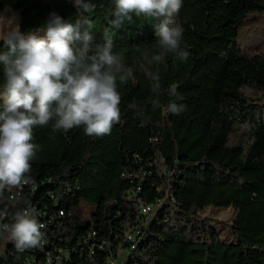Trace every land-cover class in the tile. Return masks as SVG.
I'll return each mask as SVG.
<instances>
[{
  "label": "trees",
  "instance_id": "obj_1",
  "mask_svg": "<svg viewBox=\"0 0 264 264\" xmlns=\"http://www.w3.org/2000/svg\"><path fill=\"white\" fill-rule=\"evenodd\" d=\"M114 7L95 5L83 18L95 42L107 32L113 52L132 69L125 83L117 79L120 122L103 136L86 135L83 126L53 130L54 120L33 127L31 142L39 146L30 160L33 182L22 190L51 217L75 212L57 222L49 240L72 251L95 232L90 245L117 246L138 228L126 264H264V53L245 54L238 44L240 28L264 15V0H183L174 19L190 55L181 61L169 53L160 63L149 60L160 51L155 33L163 18L133 15L112 28ZM7 8L20 13L23 33L41 32L50 13L75 22L82 11L73 0H0V13ZM149 73L160 75L159 106ZM3 84L0 65V90ZM173 84L174 97L167 92ZM171 102L186 110L166 113ZM159 202L149 222L141 210ZM82 203L93 207L89 222L78 214ZM208 208L236 215L228 225L204 216ZM221 231L234 240H223ZM84 249L67 264H106L110 256ZM35 250L17 251L11 243L0 264H26Z\"/></svg>",
  "mask_w": 264,
  "mask_h": 264
},
{
  "label": "clouds",
  "instance_id": "obj_2",
  "mask_svg": "<svg viewBox=\"0 0 264 264\" xmlns=\"http://www.w3.org/2000/svg\"><path fill=\"white\" fill-rule=\"evenodd\" d=\"M73 4L82 10L75 22L53 12L41 32L23 33L17 25L0 37L6 49L0 51L4 77L0 90V232L9 234L17 251L39 247L44 237L45 225L36 210L17 207L23 202V186L33 182L30 160L39 147L31 142L33 127L54 120L53 130L67 132L83 126L89 136L110 134L121 119L117 79L125 83L132 77V69H125L122 56L113 52L115 46L107 32L102 43L95 42L91 22L83 18L95 5L90 0H73ZM114 4L112 28L132 22L133 15L163 18L155 33L160 51L149 63L163 62L169 53L181 61L188 59L190 53L181 46L183 28L174 19L183 0H114ZM149 76L157 94L153 105L159 106L160 75ZM167 92L176 96L177 86L171 85ZM185 110L184 104L171 102L165 112L179 115ZM9 215L13 222L2 223Z\"/></svg>",
  "mask_w": 264,
  "mask_h": 264
},
{
  "label": "built area",
  "instance_id": "obj_3",
  "mask_svg": "<svg viewBox=\"0 0 264 264\" xmlns=\"http://www.w3.org/2000/svg\"><path fill=\"white\" fill-rule=\"evenodd\" d=\"M13 193L16 192L12 190ZM34 189L32 190V192ZM5 197L9 195V193H4ZM23 197V202L19 204L18 208H34L38 213L39 222L43 223L45 227L41 230L44 233L43 240L39 247H36L37 255L33 254L28 257L26 264H67L72 259V255H83L85 249L84 246H87V250L91 255H94L96 251L100 253H109V257L106 261V264H117L120 258L126 254V252H130L136 249V237L140 233L138 228H132L122 241L116 246L113 245L110 241L103 240L99 244H89L94 236H96L95 232L89 233L81 242H79L78 246L71 250H66L62 248H54V245L51 240H49V236L55 233L54 227L57 225V222L63 220L66 216L72 217L75 215V212H65L59 211V213L55 217L49 216L48 212L42 210L36 205L30 203V195L23 192L21 193ZM172 202H175L173 198H171ZM161 203H157L156 205H147L144 206L141 210V215L144 217H148L158 208H160ZM16 210V209H15ZM11 222H13L11 220ZM115 246V247H114Z\"/></svg>",
  "mask_w": 264,
  "mask_h": 264
},
{
  "label": "rangeland",
  "instance_id": "obj_4",
  "mask_svg": "<svg viewBox=\"0 0 264 264\" xmlns=\"http://www.w3.org/2000/svg\"><path fill=\"white\" fill-rule=\"evenodd\" d=\"M94 5H113L114 0H90ZM13 12V11H12ZM15 12V11H14ZM175 18V17H174ZM13 24V19L7 17V15L0 13V34H4L6 25ZM42 34V33H41ZM238 44L241 51L245 54L251 53H264V15L256 14L251 16L250 19L244 24L239 30V38ZM93 211V207L91 205H87L82 203L78 208V214L80 218L85 221H91V213ZM156 215V211H154L149 217L148 221L153 220ZM204 216L213 218L224 224H231L235 215L236 210L234 209H214L208 208L203 213ZM221 238L226 242H232L234 239L225 233L224 231L220 232ZM11 240L9 238V234L2 236L0 238V254L5 251L7 246L11 244ZM127 255L124 254L117 264H126Z\"/></svg>",
  "mask_w": 264,
  "mask_h": 264
},
{
  "label": "crops",
  "instance_id": "obj_5",
  "mask_svg": "<svg viewBox=\"0 0 264 264\" xmlns=\"http://www.w3.org/2000/svg\"><path fill=\"white\" fill-rule=\"evenodd\" d=\"M13 10H11L10 8H7L3 14L7 15V17H9L10 19H13V24H7L5 27V30L3 31V33L5 34L6 31L15 28L17 25L19 26L20 29V22H21V17H20V13L19 12H12ZM3 34V35H4ZM2 34H0V37L3 36Z\"/></svg>",
  "mask_w": 264,
  "mask_h": 264
}]
</instances>
